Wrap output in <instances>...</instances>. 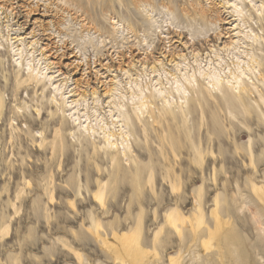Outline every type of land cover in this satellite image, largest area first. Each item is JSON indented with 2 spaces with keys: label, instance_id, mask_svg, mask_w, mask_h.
<instances>
[{
  "label": "rangeland",
  "instance_id": "obj_1",
  "mask_svg": "<svg viewBox=\"0 0 264 264\" xmlns=\"http://www.w3.org/2000/svg\"><path fill=\"white\" fill-rule=\"evenodd\" d=\"M252 185L264 0H0V264H264Z\"/></svg>",
  "mask_w": 264,
  "mask_h": 264
},
{
  "label": "bare ground",
  "instance_id": "obj_2",
  "mask_svg": "<svg viewBox=\"0 0 264 264\" xmlns=\"http://www.w3.org/2000/svg\"><path fill=\"white\" fill-rule=\"evenodd\" d=\"M134 1V0H133ZM217 78V77H216ZM233 78L235 79V83L237 81V77L233 75ZM215 83L220 84L219 79H215ZM215 83L213 85H215ZM183 88V87H182ZM185 91V88H183ZM246 88L243 85H239V91H245ZM252 191L255 194V196L264 202V186H254L252 185ZM103 186H100L97 192L93 194V197L102 204L103 200ZM211 217L213 218V226L210 228L207 232L206 238H204L201 241V244L205 249H208L211 245L212 240L215 239L217 234L220 231L221 228V222L219 218L217 217V201H215V208L211 211ZM187 219L182 217L177 211L170 210L165 215V221L166 223L172 227L177 233H180V226L186 221ZM190 223V230L192 232H195L201 224H203V218L201 215L200 207L198 206L196 208V212L193 213L192 220H187ZM184 225V224H183ZM182 225V226H183ZM99 226L98 223L94 224V227L97 228ZM115 243L116 245L112 246L107 243V250L111 253V255L115 258V260L124 263L128 261L130 264H139L141 260V255L144 253V250L139 246V243L137 240L139 239V226L136 225L129 234L127 235H114ZM113 238V239H114ZM180 256L176 255L174 257L169 258L170 264H179Z\"/></svg>",
  "mask_w": 264,
  "mask_h": 264
}]
</instances>
